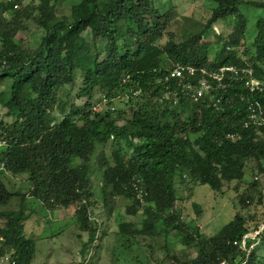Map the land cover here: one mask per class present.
Segmentation results:
<instances>
[{
	"label": "trees",
	"instance_id": "1",
	"mask_svg": "<svg viewBox=\"0 0 264 264\" xmlns=\"http://www.w3.org/2000/svg\"><path fill=\"white\" fill-rule=\"evenodd\" d=\"M25 1L0 0V104L10 118L0 119V257L11 253L17 264L32 261L36 241L25 234L28 197L48 211L73 207L79 229L88 234L82 252L95 241L91 157L96 146L110 143L109 156L101 150L95 157L102 206L111 215L118 199H127V214L136 218L142 211L140 228L135 221L118 223L125 242L153 237L157 229L175 231L195 256L167 255L174 264H264L256 246L246 257L232 244L262 223L249 226L237 212L207 237L175 209L176 178L220 194L231 183L234 191L245 184L237 196L241 208L262 202L258 182L244 177L248 168L264 173V90L246 84L264 82V27L252 41L254 53L238 54L243 0H203L209 17L200 29L181 32L170 30L174 9L159 13L152 0H78L68 16L57 14L61 0ZM230 17L238 22L224 39H204ZM29 23L41 33L33 47L19 37ZM176 67L185 70L182 78L169 77ZM223 67L238 73L226 71L219 82L210 78ZM201 80L209 89L197 96ZM76 84L81 107L64 90ZM99 99L124 107L99 110L92 104ZM249 107L260 124L250 119ZM6 173L26 175V192L8 190L1 177ZM13 199L16 209L6 208Z\"/></svg>",
	"mask_w": 264,
	"mask_h": 264
},
{
	"label": "rangeland",
	"instance_id": "2",
	"mask_svg": "<svg viewBox=\"0 0 264 264\" xmlns=\"http://www.w3.org/2000/svg\"><path fill=\"white\" fill-rule=\"evenodd\" d=\"M30 0H26L28 3ZM78 0H61L57 5L58 15H69L70 6ZM153 6L159 13H165L171 7L176 16L170 26V30L181 32L186 29L194 31L201 28L202 23L209 17V5L203 0H152ZM246 2L264 3V0H243L238 9L241 17L245 21L244 38L238 54L245 50L254 53L252 41L255 38L259 28L264 27V7H258ZM24 3V4H25ZM238 22V18L230 17L219 21L207 33L205 40L213 41L214 36L220 35L224 39L226 35ZM41 33L29 23V30L26 33H20L19 37L25 39L30 45L34 46ZM88 35V34H87ZM167 38L164 36L160 44L165 43ZM215 47V46H213ZM209 56H212V51ZM69 92L78 106L83 102L75 98L78 91V84L74 87L64 89ZM94 108L99 110L109 109L113 113L117 109L124 107L119 100H114L111 105H107L102 99L92 102ZM6 110L0 104V119L10 121L5 117ZM115 123L121 125L122 122ZM110 143L105 146H96L91 157V189L94 192L93 199L95 204L91 208V220L96 222V239L92 244H88L83 249L82 245L87 242L88 234L81 231L76 223L75 209L57 208L53 211L43 209L41 204L32 198L26 199V207L32 210L29 219L25 222V234L27 237L36 241L35 253L30 264H174L166 256L175 255L179 259L192 258L195 256L194 248H186L179 242V236L175 231H170L168 235L160 232L153 237L146 235L138 236L136 241L125 242L124 237L117 234L118 223L121 221H135L138 228L142 220L141 209L134 218L127 214L126 208L131 205L127 199H118L116 209L111 215H107L100 195L101 173L95 163L96 155L102 150L107 156L110 154ZM74 162H76L74 160ZM254 164L250 162L248 167ZM264 169V163H262ZM3 182L10 191L26 192V175L11 176L8 173L1 175ZM256 181L259 184V190L262 194V202L253 201L251 205L242 209L238 203L237 196L246 185H242L239 191H234L231 183L223 188V194L214 192L206 185H195L192 183L176 184V203L175 209L180 213L181 220L187 225L197 227L201 235L211 236L216 234L219 229L230 221L238 212L246 217L247 225L251 226L254 222L263 224L264 221V173L257 174L249 168L245 172L244 181ZM17 200L13 199L6 208L16 209ZM196 204L199 213H196ZM102 234V237L100 235ZM258 254L264 259V241L261 239L256 245Z\"/></svg>",
	"mask_w": 264,
	"mask_h": 264
},
{
	"label": "built area",
	"instance_id": "3",
	"mask_svg": "<svg viewBox=\"0 0 264 264\" xmlns=\"http://www.w3.org/2000/svg\"><path fill=\"white\" fill-rule=\"evenodd\" d=\"M230 71L236 75L238 71L234 69L233 67H223L218 71L212 72L209 76L211 79H214L216 81H220L222 79V75L226 72ZM251 70H248L247 72L250 73ZM185 70L182 67H176L173 69L169 77L172 78H182L183 73ZM186 72L188 75L193 74V69L192 68H187ZM242 72H244L242 70ZM246 84H249L251 90H259L263 91L264 90V82H260L257 80H250L247 81ZM209 89V85L204 81L201 80L199 83V88L196 91L197 96H201V94L205 93ZM251 114H250V119H253L254 122L257 121L258 124H260V120L258 119V116L255 114L254 109L249 107ZM248 123H245V126H247ZM4 142L0 141V150L2 147H4ZM3 168V164L0 165V169ZM264 238V223L261 224L256 230L254 231H249L244 233L240 239H237L233 241V246L238 247L240 250L244 251L246 253V257L250 254V252L255 248V246L258 244V242ZM244 263V262H243ZM239 263V264H243ZM0 264H17V262L11 257V253H7L4 256L0 257ZM219 264H228L226 261L222 260L219 262Z\"/></svg>",
	"mask_w": 264,
	"mask_h": 264
}]
</instances>
